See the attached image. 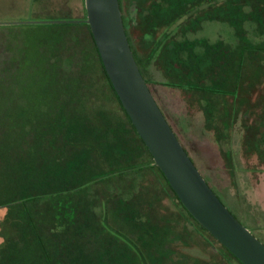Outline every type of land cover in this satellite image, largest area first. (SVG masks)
<instances>
[{"label": "flooded vegetation", "instance_id": "obj_1", "mask_svg": "<svg viewBox=\"0 0 264 264\" xmlns=\"http://www.w3.org/2000/svg\"><path fill=\"white\" fill-rule=\"evenodd\" d=\"M222 1L233 2V0H198L191 9L181 12L171 24V34L173 35V31L177 29L184 32V35L176 38L171 35V39L180 42L185 36L190 37L187 34L197 33L210 27L211 24L207 25L208 22H223L225 24L223 26L228 31L226 36H230V39L192 38L207 39L209 40L207 43L213 47L218 44L221 47L227 46L232 50L231 52L241 54L239 59H246V62L242 63L245 65L243 70L234 71V78L239 84L237 90L233 94H228L226 98L214 100L209 106L208 113L198 103V97H193L194 94L190 91L166 86L191 95V103L184 101V108H188L187 105L192 108L193 101L199 104L201 126H204L200 129L198 128L200 125L196 122V125L189 124V109L188 111L186 109L185 114L179 113L181 126L176 121H172L169 109H165L166 106L164 107L152 92L207 183L235 217L264 243V203L259 199L264 191V71L255 66L259 65L257 58L260 53L264 56V33H261L264 29L255 20L247 19L239 35L240 32L230 22L213 16L212 11L217 5L222 4ZM82 2L84 5L81 17H74L70 14V10L60 7L57 8V12L63 17L52 22L75 25L84 34L90 36L86 42L88 50L86 52L91 53L90 60L97 74V83H99L96 89L103 93L107 91H104L102 86L104 89H109L121 112L99 103L100 95L97 97L94 85L89 88L90 96L87 95L88 99L85 98L84 104L77 105L70 101L72 109L85 114L87 119L90 114L99 115L93 122L98 123L103 131L105 128L108 132H105L100 143L95 145V151L85 152L82 156L79 154L78 163L82 164V167L80 168L79 165L75 167V175H71L63 182L62 178L58 179L60 170L57 171L55 182L50 184V187L53 185L50 190H53L54 199L46 205L52 207L51 215L61 221L70 212L73 220L78 219L81 213V219L84 220H81L83 223L81 236L76 243L78 247L80 246V253L86 256L85 264H93V261H89V257L94 259L95 255H98L95 264H244L203 228L182 203L171 184L168 185L155 167L156 163L150 155L151 152L146 150L144 140L136 127L135 129L132 127V121H129L102 71L100 53L86 21L85 0ZM119 2L123 21L128 20L130 41L133 42L135 51L140 52L139 54L144 58L142 41L144 26L147 23L149 25L155 23L154 17L147 16L154 14L155 3L167 1L119 0ZM168 9L170 8L166 7L161 11ZM250 10L249 3L243 5L244 13ZM136 29L140 31L138 44L133 36ZM49 36L54 42L62 41L53 39L58 36L56 33H51ZM145 36L148 37V34ZM239 36H242L246 42H239ZM52 40L47 42H53ZM54 52L57 50L54 49L51 53ZM79 56L80 53L75 51L63 57L47 55L50 67L46 68V72H49L52 80L54 79V87L60 88L64 78L70 81L72 72L68 71L64 61L78 63L75 59ZM156 68L162 72L157 66ZM145 72L147 75V71ZM162 75L165 78L163 72ZM40 102V98L37 97V106L41 105ZM78 114L80 117L83 116ZM107 116L109 120L106 119ZM103 118L107 120L113 133L110 134L107 129L110 127L105 122L101 124ZM192 134L199 136L200 142L192 145L188 143L187 139L192 138L190 137ZM5 138L12 145L16 144L17 140H21L13 135L9 137L6 135ZM206 138L212 146L214 145V155L211 160L208 158L210 156L205 154L203 156L201 152ZM14 156V152H10L9 157L13 159ZM13 161H8L9 168Z\"/></svg>", "mask_w": 264, "mask_h": 264}, {"label": "trees", "instance_id": "obj_2", "mask_svg": "<svg viewBox=\"0 0 264 264\" xmlns=\"http://www.w3.org/2000/svg\"><path fill=\"white\" fill-rule=\"evenodd\" d=\"M166 1L155 3L154 14L147 16L154 17L155 23L153 25L147 23L144 26L142 41L144 51L147 53L144 58L139 54V51V53L135 51L133 42L130 41L131 32L129 33L128 30V20L124 19L131 48L148 84L150 82L145 71L147 67L154 64L159 70H162L165 77L156 79L158 84L190 91L191 94H194L193 97H198V103L209 113V106L214 100L226 98L228 94H233L237 90L239 84L234 78V71L243 70L245 65L242 63L246 62V59H239L241 54L231 52L232 50L227 46L221 47L219 44L215 47L211 46L210 43H207L209 42L207 39L185 36L183 41L174 42L175 39H171V24L181 12L191 9L194 4L198 3V0ZM248 3L251 10L244 13L243 5ZM261 3H264V0H233L232 3L222 1V4L217 5L212 12L217 19L230 22L241 35L243 23L247 19L255 20L264 29V4ZM166 7L170 9L162 12L161 10ZM88 27L90 28L89 24ZM262 31L261 33H264ZM145 34H148V37ZM239 37L241 38H239V42H246L242 36ZM262 55L260 53L257 58L259 65L255 66L264 71V56ZM99 60L110 88L123 107L100 54ZM70 82H72L71 79L69 81L64 78L63 83H60L61 87L56 88L57 93L56 91L52 92L50 98H45L43 103L41 102L40 107L38 106L40 114L37 113V100H29L18 105L10 103L0 106V135H4V137L13 135L18 139L21 138L14 145L10 144L6 138L0 140L1 155L9 157L10 152H14L13 159L6 158L7 161L14 160L13 163H10L13 167L19 160L18 164H23L25 157L21 158L20 151L23 145L26 146L31 142L36 148L31 150L28 163L26 162L27 165H25L26 168L21 170L18 167L20 174L17 177L21 180V183L18 184L19 191L17 190L15 196H10L7 193L3 198H8V203L16 200H22V203L16 204L19 205L18 207L10 205L9 208L12 211L5 215V221L14 228V232L10 234L11 231H7L2 234L7 242L1 249L0 264L16 263L12 256L14 254L17 257V264H85L86 262V256L84 257L80 253V246L78 247L76 243L79 241L78 237L81 236L83 225L81 220H84L81 219V213L78 219L73 220L70 212L65 219L59 221L51 215L52 207L46 206L54 199L53 190H50L53 185L50 187V184L55 182L57 171L60 170L58 179L62 178L63 182L67 181L71 175H75V167L78 165L80 168L82 167V164L78 163L79 154L82 156L85 152L95 151V145H98L105 132H108L105 128L103 131L98 123L93 122L99 115L90 114L87 119L85 114L72 109L71 102L77 105L84 104L85 98L88 99V96L86 92H83L84 86L83 90L79 87L83 84L79 77L74 78L72 83ZM88 84V86H93L94 81L91 80ZM46 87L45 84L44 89ZM52 102L54 106L51 105ZM123 109L126 112L124 107ZM78 113L82 114L83 118ZM126 115L131 122L127 112ZM103 119L101 124L105 122L110 127L107 128L110 134L113 133L111 126L106 122L110 118L107 116V120ZM132 127L135 129L133 124ZM122 140L125 141L123 138ZM143 143L150 153L145 142ZM73 154L75 155L72 156ZM150 155L152 156L151 153ZM155 167L170 185L163 171L157 165ZM3 199H0V202ZM11 212L17 213L11 214ZM13 218L14 223H12ZM203 228L206 230L204 226ZM10 239L17 240L18 244L12 241L13 243L10 245L8 242ZM19 250L27 252L24 255L25 262H22L23 258L18 257L17 251ZM96 257L98 255H95L94 259L89 257V261H93L95 264Z\"/></svg>", "mask_w": 264, "mask_h": 264}, {"label": "rangeland", "instance_id": "obj_3", "mask_svg": "<svg viewBox=\"0 0 264 264\" xmlns=\"http://www.w3.org/2000/svg\"><path fill=\"white\" fill-rule=\"evenodd\" d=\"M46 1L47 0H0V106L10 103L18 105L29 100H37V97L38 99L40 98V101L43 103L45 98L51 97L52 92L56 91L57 93L56 87L52 85V76L48 74L49 72H46V68L50 67V62L46 57L48 54L63 57L75 51L80 53L79 58L75 59L78 63L64 61L65 66L68 67V71L72 72L71 81L73 82L74 78L79 77L83 84L82 86H78L81 90H83L84 86L83 92L89 95V88L93 86H89L88 90H86L85 87L93 80L96 95L97 97L100 95L98 102L104 104L107 108L121 112L119 104L116 102L109 89H104L102 86V89L107 91V93L97 91L96 89L99 83H97V74L90 60L91 53L86 52L88 51L86 42L88 38L90 39V36L84 34L83 31L76 28L75 25L69 26L52 22L54 20H60L63 17V15L57 12V8L60 7H65L66 10H70V14L74 17H81L84 5L82 0ZM214 23H216V25ZM208 24H211V26L207 27L205 30L187 34V36L208 37L210 39L231 38L230 36H226L228 31L223 26V22H208L207 25ZM139 32L140 31L137 29L133 32L137 44L140 42ZM51 33H56L58 35L56 38H53L54 40L61 39L62 41L54 42L49 36ZM183 35L184 32L175 29L172 36L176 38L178 36L182 37ZM50 40L53 42H47ZM54 49H56L57 52L51 53ZM146 54L147 53L144 54V57H146ZM146 71L152 91L158 97L161 104L164 107L166 106L165 109H169L168 111L172 114V121H176L181 126L182 120L179 113L185 114L186 109L187 111L189 109V124L196 125V122L200 125L198 127L199 129L200 127H204L201 126L200 111H198L200 106L196 101H193L191 104L193 106L192 108L188 105L186 106L188 108H184V101L191 103L190 94H185L186 92L184 91H177L158 84L155 79H162L163 75L161 71L157 70L154 64L147 67ZM45 84L47 87L43 90ZM51 105L54 106V103L52 102ZM37 113L40 114L38 106ZM193 132H195V129H193ZM190 137L192 138H188L187 141L191 145L200 142L199 136L192 134ZM3 139L4 135H0V140ZM213 148L214 145L212 146L206 138L202 146V155L204 156L205 154L206 156H210L208 158L211 160V157L214 155ZM33 149L36 148L31 142L26 144V146L23 145L20 151L22 155L21 158L23 159L25 157V159L22 165L18 164L20 160L16 162L17 164L13 166L16 167V169H13L12 165L11 168H9L7 157H3L0 153V199H3L7 193L10 194V196H15V193L19 189L18 184L21 183V180H19L17 176L20 174V169L23 170L26 168L25 165H27L29 155ZM18 167H20V169ZM259 199L263 200L262 202L264 203V191L260 194ZM7 201L8 198L0 202V255L2 247L7 242L2 234L7 231H11L10 234L14 232V228L5 221V215L12 211V209L10 210L9 208L10 205L18 207L22 203V200H16L11 203ZM16 213L17 212H11V214ZM14 222L15 220L13 218L12 223ZM12 241L18 244L17 240L10 239L8 240L10 245H12ZM17 252L18 257L20 259L23 258L22 262H25L24 255L27 254V252L23 250ZM12 256L15 258L16 263L14 264H17L16 255L14 254Z\"/></svg>", "mask_w": 264, "mask_h": 264}, {"label": "water", "instance_id": "obj_4", "mask_svg": "<svg viewBox=\"0 0 264 264\" xmlns=\"http://www.w3.org/2000/svg\"><path fill=\"white\" fill-rule=\"evenodd\" d=\"M85 7L112 85L182 203L244 264H264V243L213 191L165 117L131 48L119 0H85Z\"/></svg>", "mask_w": 264, "mask_h": 264}]
</instances>
